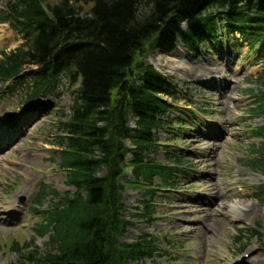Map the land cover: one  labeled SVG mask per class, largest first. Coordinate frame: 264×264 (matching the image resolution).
Wrapping results in <instances>:
<instances>
[{"label": "trees", "instance_id": "16d2710c", "mask_svg": "<svg viewBox=\"0 0 264 264\" xmlns=\"http://www.w3.org/2000/svg\"><path fill=\"white\" fill-rule=\"evenodd\" d=\"M87 1L46 6L44 0H0L5 4L0 23L23 40L15 50H0V83L12 82L10 91L27 86L28 105L53 94L63 75L77 86L55 151L76 192L61 196L42 188L35 205L46 195L58 199L37 212L43 220L34 228L36 239L48 241L41 250L34 238L21 257L27 264H163L155 260L161 254L158 237L122 241L133 225L123 202L127 169L137 183L151 186L145 191L150 197L156 196V179L173 187L182 171L180 159L177 166L147 159L159 149L154 133L182 110L164 100L176 99L178 85L146 60L154 51L172 54L179 43L198 53L218 39L219 20L226 22V34L239 33L264 60V0H89L90 7ZM26 67L34 70L20 77ZM126 80L128 89L121 93ZM260 100L264 114V95ZM260 130L256 136L262 141L250 164L264 175V127ZM254 197L264 203V184Z\"/></svg>", "mask_w": 264, "mask_h": 264}, {"label": "rangeland", "instance_id": "374dc122", "mask_svg": "<svg viewBox=\"0 0 264 264\" xmlns=\"http://www.w3.org/2000/svg\"><path fill=\"white\" fill-rule=\"evenodd\" d=\"M58 1L44 0L46 6ZM230 37L215 45L211 54L187 56L179 44L173 54L178 61L174 64L181 65L176 70H169L172 63L168 56L154 52L147 60L179 85L173 104L184 111L173 114L170 120L179 117L185 126L177 139L171 138L173 133L168 128L156 131L155 139L170 147L162 146L150 158L165 164L181 158L184 174H179L174 187L156 179V197L150 198L145 194L150 186L137 183L131 170L127 171L122 181L123 201L126 219L133 225L122 241L132 243L143 234L158 237L161 254L155 260L163 264H209L210 258L214 259L210 264H236L255 251L264 253V204L253 198L264 176L249 165L253 150L261 142L254 137L255 132L264 126V116L252 111L264 92L260 76L264 62H256L255 55L247 57L246 39L241 45L237 38ZM22 43L8 25L0 24V50L10 52ZM31 70L28 67L25 75L29 76ZM6 87L0 83V264H26L21 256L28 255V246L35 238L33 228L43 220L37 212H45L58 201L46 195L42 206H36L41 188L45 186L61 196L76 192L66 183L55 151L62 135L61 122L69 116L77 86L66 77L58 86V96L40 97L30 109L25 106L27 86L12 91ZM226 94L232 98L228 106L219 104ZM223 123L230 124L231 131L221 127ZM199 161L215 168V172L211 170L214 182L223 174L230 175L229 191L237 192L245 204L257 206L259 213L247 221L207 215L205 209L216 204L205 203L209 196L197 185L198 175L210 173L199 168ZM11 209L18 214L14 216ZM213 221L220 225V234L207 230ZM252 232L261 235L252 238ZM46 241L36 239L35 244L44 250ZM203 243L214 247L212 254L197 252Z\"/></svg>", "mask_w": 264, "mask_h": 264}, {"label": "bare ground", "instance_id": "6f19581e", "mask_svg": "<svg viewBox=\"0 0 264 264\" xmlns=\"http://www.w3.org/2000/svg\"><path fill=\"white\" fill-rule=\"evenodd\" d=\"M170 63H172L168 68L169 70H176L178 67H180L181 65L178 64H174L175 62L178 63V61L171 57L169 59ZM232 98H229L228 94L225 95L224 98H221L219 100V104L222 105H227L229 104V101ZM230 113L232 111H229ZM228 123H223L221 127L225 128L226 131H231L229 128ZM217 147L214 146V149H216ZM212 152H209L208 155H211ZM199 164V168H201L202 170L205 169L206 171H209V174H202V175H198L197 177L200 178V180L198 181L197 185L200 186V188H202L203 192L207 193L209 196V200L205 201V203L207 204H216L215 208H207L205 209V213L211 214V215H216V214H221L227 217H232L233 219L236 220H241V221H247L250 220L251 218H253V216H256L259 213V209L257 208V206L255 205H251V204H245L244 202H242L241 197L238 195L237 192L233 191L230 192L229 190L232 188V184H229L230 182V175H225L223 174V176L220 178H218V180L216 182L212 181L211 178V170L213 172H215V168L212 169L209 166H206L207 164H205L204 166L200 163V161L198 162ZM232 199V200H231ZM12 214L15 216L16 214H18L17 210L11 209ZM220 225L215 224V222L213 221L212 224H209L207 226V230H210V232L212 233H219L220 234ZM217 232V233H216ZM209 246V247H208ZM214 247L212 245H207L205 243H203L200 248L197 250V252L199 253H203V254H207L210 251H213ZM252 252H254L252 250ZM211 254L213 252H210ZM249 259H247L246 257L240 259L239 261H237L236 264L240 263V264H264V253L263 252H259V251H255V253H253L252 256L248 257ZM214 261L213 258L209 259V264Z\"/></svg>", "mask_w": 264, "mask_h": 264}, {"label": "water", "instance_id": "95a60500", "mask_svg": "<svg viewBox=\"0 0 264 264\" xmlns=\"http://www.w3.org/2000/svg\"><path fill=\"white\" fill-rule=\"evenodd\" d=\"M127 84H128L127 82L124 83V86H123L124 90H126Z\"/></svg>", "mask_w": 264, "mask_h": 264}]
</instances>
